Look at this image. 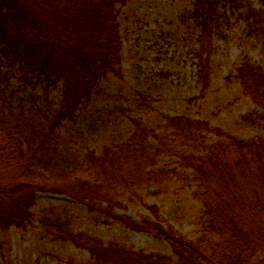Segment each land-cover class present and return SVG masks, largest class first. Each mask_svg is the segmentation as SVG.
<instances>
[{"label": "trees", "instance_id": "16d2710c", "mask_svg": "<svg viewBox=\"0 0 264 264\" xmlns=\"http://www.w3.org/2000/svg\"><path fill=\"white\" fill-rule=\"evenodd\" d=\"M128 1L0 0V64L16 68L17 84L37 98L28 102L7 93L10 72H0V229L36 223L54 228L88 252L89 259L78 264H264V138H238L206 121L164 116L172 135L196 149L178 157L190 170L193 195L202 208L195 240L163 226L159 217L135 222L113 214L118 187L157 177L151 167L164 144L159 138L149 147V137H158L147 126L134 121L126 141L99 154L86 150L81 159L60 143L62 124L90 102L104 76L118 73V5ZM221 1L195 0L192 8L202 90L209 84ZM233 77L242 94L263 110L254 114L264 120V69L243 61ZM51 87L60 89L59 107L37 110ZM244 120L255 123L253 115ZM208 134L215 139L209 141ZM39 192L66 194L133 231L149 233L166 243L172 255L67 232L52 211L41 217L32 211Z\"/></svg>", "mask_w": 264, "mask_h": 264}, {"label": "rangeland", "instance_id": "374dc122", "mask_svg": "<svg viewBox=\"0 0 264 264\" xmlns=\"http://www.w3.org/2000/svg\"><path fill=\"white\" fill-rule=\"evenodd\" d=\"M194 1L131 0L118 5V73H108L100 80L90 102L62 124L59 139L64 149L81 159L86 150L99 154L106 146L126 141L134 121L147 126L158 137H149V147H155L159 138L164 144L151 167L158 170L157 177L118 187L113 214L135 222L159 217L163 226H171L188 240L199 236L202 208L193 195L196 185L190 170L184 169L178 157L196 149L172 135L164 116L206 121L238 138H264V120L256 116L263 110L242 94L233 77L243 61L264 69V0L220 2V27L212 41L206 90L197 77ZM0 72H10L7 93L32 102L30 90L17 84L16 68L0 64ZM34 96L31 98L37 100ZM42 98L37 110L51 112L61 103L60 89L51 87L48 97ZM246 115H253L255 123L245 121ZM207 139L215 136L208 134ZM32 211L39 217L52 211L70 233H86L146 253L172 255L167 244L153 235L133 231L66 194L39 192ZM88 259L85 249L61 238L54 228L36 223L0 229V264H78Z\"/></svg>", "mask_w": 264, "mask_h": 264}]
</instances>
